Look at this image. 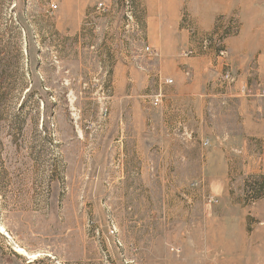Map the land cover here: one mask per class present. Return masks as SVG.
Segmentation results:
<instances>
[{
	"label": "rangeland",
	"instance_id": "374dc122",
	"mask_svg": "<svg viewBox=\"0 0 264 264\" xmlns=\"http://www.w3.org/2000/svg\"><path fill=\"white\" fill-rule=\"evenodd\" d=\"M180 26L178 57L207 61L209 130L161 119L176 93L155 94L142 0H0V264H264V121L224 109L261 105L264 82L234 68L235 15ZM117 65L146 85L118 89Z\"/></svg>",
	"mask_w": 264,
	"mask_h": 264
},
{
	"label": "crops",
	"instance_id": "0c3cea01",
	"mask_svg": "<svg viewBox=\"0 0 264 264\" xmlns=\"http://www.w3.org/2000/svg\"><path fill=\"white\" fill-rule=\"evenodd\" d=\"M142 3L146 14V34L149 44L159 52V59L151 66L154 69L158 68L161 74L159 88L157 87L158 91L156 89L155 94L158 92L166 94L167 85L163 82L165 80L172 81L176 93L175 98L167 97L160 106L163 122L172 124L182 118L180 124L185 129V133H189L194 122L201 130H209V122H213L217 116L215 111L212 112L210 109L212 103L203 97L206 59L178 57L177 50L180 48V52L186 48L190 41L188 32L180 26L182 11L190 16L192 23L200 32L211 30L217 17L235 15L240 24V32L228 44L234 68L242 80L247 77L249 66L254 63L258 78L264 82V0H142ZM168 41L172 43H165ZM181 65H186L191 70V78H186L181 73ZM142 66L146 67V64ZM115 71L117 72L115 79L120 90L131 91L136 88L141 90L146 85L147 76L144 74L131 71L130 75L135 77L133 80L125 78L127 70L123 65H117ZM137 78L141 85L137 84L135 87ZM132 100L131 96L122 97V101L127 103ZM230 105L235 108L228 109ZM263 105L264 102L261 105L257 103L249 105L237 100L224 109H227L226 113H235L237 121L241 115L243 118H248V125L256 126L258 122L264 121L263 113L260 112ZM245 106L248 112H245ZM165 111L169 112L167 116L164 115ZM190 111L194 116L192 120L188 119ZM161 127L166 129L162 125ZM175 152H177L176 146Z\"/></svg>",
	"mask_w": 264,
	"mask_h": 264
},
{
	"label": "built area",
	"instance_id": "2783aa9c",
	"mask_svg": "<svg viewBox=\"0 0 264 264\" xmlns=\"http://www.w3.org/2000/svg\"><path fill=\"white\" fill-rule=\"evenodd\" d=\"M96 11H97V13L99 15H104V17H105V16H107L108 8L105 6V4H103V2H100V3H98L96 5ZM136 29H138V27H136ZM142 35L143 34H141V36H140L141 38H142ZM138 38L139 37H137V39ZM143 38H144V36H143ZM144 46L145 47L142 49L143 56L146 57L150 61L151 60H156L157 57H158L157 52L154 51L153 49H151L150 46H148L147 44L144 45ZM216 49L218 50V48H216ZM218 51H219V55L220 56H223L224 55V52H223L224 51V48L223 49H220ZM186 54L194 55V52L193 51H188V52H186ZM223 81L226 84L231 83L232 79L230 78V75H229L228 72H226L225 75L223 76ZM171 83H172V81H170V80L167 82V84H171ZM256 95L257 96H260V97H264V89H261ZM161 99H162L161 94L160 95L158 94L157 96H155V98L153 100V103H152L153 106H157L160 103ZM203 146H207V142H204Z\"/></svg>",
	"mask_w": 264,
	"mask_h": 264
},
{
	"label": "trees",
	"instance_id": "16d2710c",
	"mask_svg": "<svg viewBox=\"0 0 264 264\" xmlns=\"http://www.w3.org/2000/svg\"><path fill=\"white\" fill-rule=\"evenodd\" d=\"M1 99L3 100V98L2 97L0 98V113H1V110H2V102H3Z\"/></svg>",
	"mask_w": 264,
	"mask_h": 264
},
{
	"label": "bare ground",
	"instance_id": "6f19581e",
	"mask_svg": "<svg viewBox=\"0 0 264 264\" xmlns=\"http://www.w3.org/2000/svg\"><path fill=\"white\" fill-rule=\"evenodd\" d=\"M33 258V257H32Z\"/></svg>",
	"mask_w": 264,
	"mask_h": 264
}]
</instances>
